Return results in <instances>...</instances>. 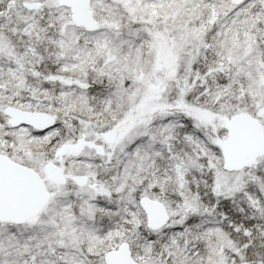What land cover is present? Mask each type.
Returning <instances> with one entry per match:
<instances>
[{
	"label": "snow or ice",
	"instance_id": "1",
	"mask_svg": "<svg viewBox=\"0 0 264 264\" xmlns=\"http://www.w3.org/2000/svg\"><path fill=\"white\" fill-rule=\"evenodd\" d=\"M0 264H264V0H0Z\"/></svg>",
	"mask_w": 264,
	"mask_h": 264
}]
</instances>
